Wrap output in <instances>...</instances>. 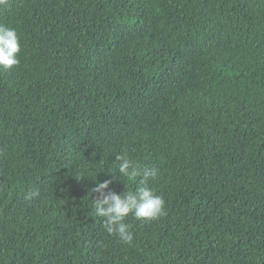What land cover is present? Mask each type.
I'll return each mask as SVG.
<instances>
[{"label": "trees", "instance_id": "obj_1", "mask_svg": "<svg viewBox=\"0 0 264 264\" xmlns=\"http://www.w3.org/2000/svg\"><path fill=\"white\" fill-rule=\"evenodd\" d=\"M0 264H264V0H7ZM159 169L165 214L105 232L91 192ZM115 177V178H114ZM33 190L40 195L24 196Z\"/></svg>", "mask_w": 264, "mask_h": 264}, {"label": "clouds", "instance_id": "obj_2", "mask_svg": "<svg viewBox=\"0 0 264 264\" xmlns=\"http://www.w3.org/2000/svg\"><path fill=\"white\" fill-rule=\"evenodd\" d=\"M6 2L7 0H0V5H5ZM20 50V40L15 28L0 25V68L10 69L19 64ZM115 160L118 162L119 174L129 181L139 178L138 184L133 191L117 194L111 190L105 191L110 180L98 182L91 189V192L98 194L92 200L93 209L96 216L103 218L102 226L107 234L117 236L124 244H131L133 233L130 225L125 223L129 214L141 222H150L165 214L163 197L148 185L149 179H154L159 169L146 166L141 168L127 154H116ZM39 195V190H33L24 199L32 200Z\"/></svg>", "mask_w": 264, "mask_h": 264}]
</instances>
